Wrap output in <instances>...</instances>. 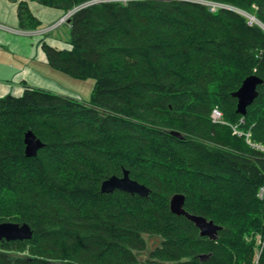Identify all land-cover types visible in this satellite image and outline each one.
<instances>
[{"label":"trees","instance_id":"16d2710c","mask_svg":"<svg viewBox=\"0 0 264 264\" xmlns=\"http://www.w3.org/2000/svg\"><path fill=\"white\" fill-rule=\"evenodd\" d=\"M29 1L71 13L70 47L42 48L95 83L89 101L31 86L0 97V222L33 230L0 240V264H264V152L211 117L243 119L264 145V27L243 14L264 25V0L19 1L35 30ZM251 75L262 84L242 115L233 93ZM28 131L44 144L31 157ZM125 169L148 196L101 191ZM176 193L222 226L216 240L171 211Z\"/></svg>","mask_w":264,"mask_h":264},{"label":"crops","instance_id":"0c3cea01","mask_svg":"<svg viewBox=\"0 0 264 264\" xmlns=\"http://www.w3.org/2000/svg\"><path fill=\"white\" fill-rule=\"evenodd\" d=\"M19 1L0 0V97L7 94L19 96L31 86L89 101L78 97L77 91L59 81V78L68 77L50 65L41 45L44 41L59 49L68 48L70 39L66 42L61 38L42 39L43 35L32 34V31L39 32L56 23L66 12L29 1L32 13L42 26L37 30L23 29L18 18Z\"/></svg>","mask_w":264,"mask_h":264},{"label":"water","instance_id":"95a60500","mask_svg":"<svg viewBox=\"0 0 264 264\" xmlns=\"http://www.w3.org/2000/svg\"><path fill=\"white\" fill-rule=\"evenodd\" d=\"M69 22V20H68ZM262 84V79L256 75L248 76L244 79L241 87L233 94L237 98V112L246 115L247 108L254 103L259 95L258 86ZM173 135L181 136L179 132L172 131ZM26 155L28 157L35 156L44 144L36 137L32 131L25 134ZM115 190H122L131 194L140 196H148L150 190L144 184L132 179L129 171L124 170L122 176L113 175L102 182L101 191L103 193H111ZM186 196L176 193L170 200V209L176 215H184L192 221L200 231V235L208 237L211 240L218 238V233L222 226L216 224L213 220H209L204 216L192 214L184 208ZM33 236V230L28 223L16 222H0V240L14 241L27 240Z\"/></svg>","mask_w":264,"mask_h":264},{"label":"rangeland","instance_id":"374dc122","mask_svg":"<svg viewBox=\"0 0 264 264\" xmlns=\"http://www.w3.org/2000/svg\"><path fill=\"white\" fill-rule=\"evenodd\" d=\"M69 15L66 12L65 16L63 18H67ZM63 20L60 22L58 20L56 23H53L43 29L42 31L39 32H34L32 34H41L43 35L44 38L42 39H52V38H61L62 41H68L71 37V29L69 24L67 23L66 20ZM37 30V29H36ZM44 42V41H43ZM70 47V46H69ZM63 75H66L68 78H59V81L67 88L72 89L74 91H77V96L81 98H87L90 100V96L94 87V79L93 78H87V79H80V78H75L73 76H70L69 74H66L62 71ZM84 100V99H83ZM152 248V246L150 247ZM260 253V251L256 250L254 254V259L256 257L258 258L257 253ZM148 255V250L144 253L141 254V258L144 259Z\"/></svg>","mask_w":264,"mask_h":264},{"label":"built area","instance_id":"2783aa9c","mask_svg":"<svg viewBox=\"0 0 264 264\" xmlns=\"http://www.w3.org/2000/svg\"><path fill=\"white\" fill-rule=\"evenodd\" d=\"M208 5L210 6V10H212V11L217 10L220 6H227V5L217 4V3H212V2H209ZM239 12H240V11H239ZM241 13H243V12H241ZM243 14H245V16L248 17V23H249V24H252V23H259L260 25H262V24L257 20V18H256L255 16L250 15V14H247V13H243ZM64 19H65V18L61 19L60 22L63 21ZM65 20H66V19H65ZM212 116H213V119H214L215 122L221 120V113H220V111H219L217 108H214V109H213ZM232 128H233V130H234V133H236V134H238V135H244L245 138H246V140H247V142H248L252 147L257 148L258 150L264 152V145L261 144V143H257V142L252 141V139H251V132H250V131H243L242 129H241V130H237V129L235 128V126H233ZM258 196H259V198L264 199V185L261 186V187L259 188ZM257 260H258V258L255 259V262H257Z\"/></svg>","mask_w":264,"mask_h":264},{"label":"bare ground","instance_id":"6f19581e","mask_svg":"<svg viewBox=\"0 0 264 264\" xmlns=\"http://www.w3.org/2000/svg\"><path fill=\"white\" fill-rule=\"evenodd\" d=\"M209 3V2H208ZM207 3V4H208ZM213 3V2H212ZM217 4H220V3H217ZM224 5V4H223ZM220 8H229L230 9V7H228V6H220ZM71 13H69L68 15H70ZM259 21V20H258ZM260 22V21H259ZM261 23V22H260ZM252 24H259V23H252ZM262 24V23H261ZM260 25V24H259ZM260 26H263L264 27V25L262 24V25H260ZM235 93V92H234ZM233 93V94H234ZM234 96V95H233ZM235 97V96H234ZM217 109L220 111V113H221V120H219V121H214V119H213V116H212V114H211V117H212V120H213V122H215V123H222V124H224V125H228V126H231V127H233V126H235V128L237 129V130H241V128H240V123H242V121H243V119L240 121V122H238V123H232V122H229V121H227V120H225V116H224V114H223V112L217 107ZM212 113H213V111H212ZM249 129V128H248ZM26 149V148H25ZM260 254H261V251H260V253L258 252L257 253V255H258V258L260 257ZM203 256H205V255H203ZM202 256V257H203ZM256 259H257V257H256Z\"/></svg>","mask_w":264,"mask_h":264}]
</instances>
